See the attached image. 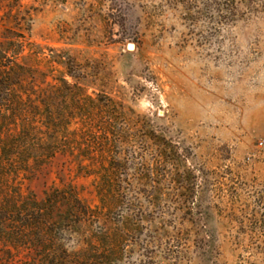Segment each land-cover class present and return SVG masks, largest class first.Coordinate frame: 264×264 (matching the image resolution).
<instances>
[{
	"label": "rangeland",
	"instance_id": "rangeland-1",
	"mask_svg": "<svg viewBox=\"0 0 264 264\" xmlns=\"http://www.w3.org/2000/svg\"><path fill=\"white\" fill-rule=\"evenodd\" d=\"M0 33L39 47V70L53 71L42 96L61 99L57 63L71 65V90L95 103L60 111L109 106L97 124L104 153L78 156L122 166L114 214L134 228H108L123 235L118 250L104 246L108 264H264V0H0ZM93 180L58 155L19 183L38 201L72 185L94 208ZM59 237L78 249L79 236Z\"/></svg>",
	"mask_w": 264,
	"mask_h": 264
},
{
	"label": "trees",
	"instance_id": "trees-1",
	"mask_svg": "<svg viewBox=\"0 0 264 264\" xmlns=\"http://www.w3.org/2000/svg\"><path fill=\"white\" fill-rule=\"evenodd\" d=\"M4 33H0V246L7 258L0 264H10L7 259L13 251H26L28 264H108L104 252L107 241L114 248L123 240L121 233L112 235L108 228L120 224L129 233L134 228L129 215L114 214L124 204L118 191L124 181L117 176L122 166L81 158L83 154L104 153L106 139L101 136H106L107 129L103 127L101 131L97 124H101L98 121L109 106L96 104L91 114L83 117L60 111V107L74 104L85 113L87 103L95 102L86 95L75 96L71 89L76 86L66 80V77L75 79L67 61L57 63L63 68L59 80L64 95L59 99L55 93L58 90L53 89L42 96L40 80L53 72L52 67L49 66L51 72L40 71L38 64L43 55L38 52L39 47L26 43L24 37L12 41ZM77 120L81 121H78L80 129L70 130ZM87 138L92 139L91 145ZM58 155L71 159L76 176L94 177L92 193L97 201L94 208L72 185L52 188L41 201L22 194L19 182ZM138 181L143 185L148 180L142 177ZM92 221L101 223L106 234L86 233ZM65 232L80 237L76 251L64 249L59 235Z\"/></svg>",
	"mask_w": 264,
	"mask_h": 264
},
{
	"label": "built area",
	"instance_id": "built-area-1",
	"mask_svg": "<svg viewBox=\"0 0 264 264\" xmlns=\"http://www.w3.org/2000/svg\"><path fill=\"white\" fill-rule=\"evenodd\" d=\"M263 145H264V141H260L259 146H263Z\"/></svg>",
	"mask_w": 264,
	"mask_h": 264
},
{
	"label": "bare ground",
	"instance_id": "bare-ground-1",
	"mask_svg": "<svg viewBox=\"0 0 264 264\" xmlns=\"http://www.w3.org/2000/svg\"><path fill=\"white\" fill-rule=\"evenodd\" d=\"M128 49L132 50V49H133V47H132V48H130V46H129V48H128Z\"/></svg>",
	"mask_w": 264,
	"mask_h": 264
},
{
	"label": "water",
	"instance_id": "water-1",
	"mask_svg": "<svg viewBox=\"0 0 264 264\" xmlns=\"http://www.w3.org/2000/svg\"><path fill=\"white\" fill-rule=\"evenodd\" d=\"M132 47H133V46L130 45V48H132ZM128 48H129V46H128Z\"/></svg>",
	"mask_w": 264,
	"mask_h": 264
}]
</instances>
